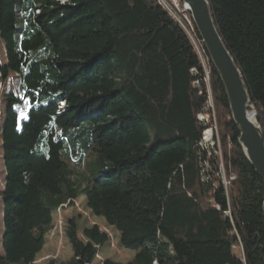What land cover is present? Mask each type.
I'll return each instance as SVG.
<instances>
[{
    "label": "trees",
    "instance_id": "1",
    "mask_svg": "<svg viewBox=\"0 0 264 264\" xmlns=\"http://www.w3.org/2000/svg\"><path fill=\"white\" fill-rule=\"evenodd\" d=\"M208 1L264 131V0ZM180 27L157 0H0V83L21 80L18 94L0 92V264H35L53 215L80 197L136 253L128 264H264V184L194 30L211 68L229 195L216 159L203 177V65ZM83 237L71 220L67 264H93L109 242L98 227Z\"/></svg>",
    "mask_w": 264,
    "mask_h": 264
},
{
    "label": "water",
    "instance_id": "2",
    "mask_svg": "<svg viewBox=\"0 0 264 264\" xmlns=\"http://www.w3.org/2000/svg\"><path fill=\"white\" fill-rule=\"evenodd\" d=\"M181 2L191 15L211 65L223 85L231 117L238 130V144L264 184V131L242 72L220 35L212 6L208 0ZM262 210L264 214V202Z\"/></svg>",
    "mask_w": 264,
    "mask_h": 264
},
{
    "label": "rangeland",
    "instance_id": "3",
    "mask_svg": "<svg viewBox=\"0 0 264 264\" xmlns=\"http://www.w3.org/2000/svg\"><path fill=\"white\" fill-rule=\"evenodd\" d=\"M181 4L183 3L181 2ZM187 16L188 19L189 16L191 18V15ZM6 64V49L4 43L0 39V65L3 66ZM20 87L21 80L16 77L15 74H10L8 80L1 81L0 92L5 93V91H13L18 94ZM4 110L5 106L2 105L0 110V191L4 189L6 179V170L2 161V130L5 123ZM71 166L73 167V163H71ZM76 172L78 179L83 180L84 176L82 175L84 174V170L76 169ZM3 218V211L0 207V252L3 251ZM73 219L77 220L79 237L82 241L86 242L83 237L84 231L94 227H98L100 232L106 234L109 238V242L105 246L99 248L93 264H105L106 262L128 264L134 260L136 253L122 247L120 242V233L113 227H110L103 218L96 217L89 210L86 199L84 197H80L74 203L73 207L65 209L62 213L58 212L53 215V230L47 236L46 245L42 252L36 257L35 264H67V262L74 257L73 249L67 238L68 223ZM236 252L238 254V250Z\"/></svg>",
    "mask_w": 264,
    "mask_h": 264
},
{
    "label": "built area",
    "instance_id": "4",
    "mask_svg": "<svg viewBox=\"0 0 264 264\" xmlns=\"http://www.w3.org/2000/svg\"><path fill=\"white\" fill-rule=\"evenodd\" d=\"M160 5H164L166 7L167 12L172 13V17H181L182 27L180 28L188 35V37L194 38V34L192 33V30L189 28L188 21H186L185 18L186 8L184 7L183 4H179L178 0H160ZM197 45L201 50L198 42ZM202 54L204 56V53ZM204 58H205V68H202L203 69L202 84L204 85L206 91L205 93L207 95V103L204 106L202 113L199 114L198 116L199 122L207 126V128L203 132L202 140L200 143L201 147L207 151V160L203 162V169L205 171L203 173V177L206 175V172L210 169V164L208 159L210 158L216 159L219 162V169L217 172V176L221 178L225 190L228 192L229 195V188L231 184L230 181L232 179L228 177L224 165L223 145L219 132L215 96L212 87L211 68L206 61V57ZM195 86L201 88V82H196ZM69 205L70 204L63 205V208L68 209L70 207Z\"/></svg>",
    "mask_w": 264,
    "mask_h": 264
},
{
    "label": "bare ground",
    "instance_id": "5",
    "mask_svg": "<svg viewBox=\"0 0 264 264\" xmlns=\"http://www.w3.org/2000/svg\"><path fill=\"white\" fill-rule=\"evenodd\" d=\"M158 1V4L160 5V0H157ZM178 2H179V4H181V0H178ZM160 6H162L165 10H166V7L164 6V5H160ZM167 11V10H166ZM167 13H169V15L172 17V13L171 12H167ZM187 15H190L188 12H187V10H185V18H186V21H188V26H189V28L192 30V33L194 34V30H196V28H195V25H194V23H193V20L190 18V16H189V19L187 18L188 16ZM178 24H180L181 26H182V20H181V17H172ZM190 39H191V41L193 42V44H194V46H195V48H196V51H197V53H198V56H199V58H200V61H201V63H202V65H203V68H205V56H203V51H202V53H201V50L199 49V46L197 45V40H196V38H195V36H194V38L193 37H190ZM199 44V43H198ZM206 61H207V58H206ZM208 63V62H207Z\"/></svg>",
    "mask_w": 264,
    "mask_h": 264
}]
</instances>
